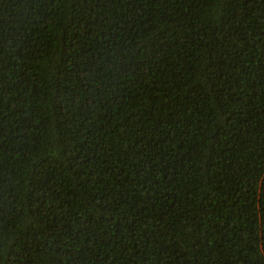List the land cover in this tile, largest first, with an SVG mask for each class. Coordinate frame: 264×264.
Returning <instances> with one entry per match:
<instances>
[{
    "label": "trees",
    "instance_id": "trees-1",
    "mask_svg": "<svg viewBox=\"0 0 264 264\" xmlns=\"http://www.w3.org/2000/svg\"><path fill=\"white\" fill-rule=\"evenodd\" d=\"M0 264H264V0H0Z\"/></svg>",
    "mask_w": 264,
    "mask_h": 264
}]
</instances>
